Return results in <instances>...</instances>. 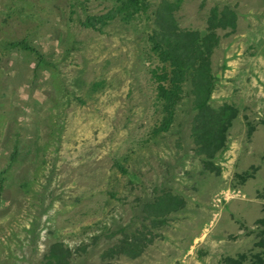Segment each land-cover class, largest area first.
<instances>
[{"label":"rangeland","instance_id":"1","mask_svg":"<svg viewBox=\"0 0 264 264\" xmlns=\"http://www.w3.org/2000/svg\"><path fill=\"white\" fill-rule=\"evenodd\" d=\"M158 11L207 54L213 157ZM263 222L264 0H0V264H253Z\"/></svg>","mask_w":264,"mask_h":264},{"label":"trees","instance_id":"2","mask_svg":"<svg viewBox=\"0 0 264 264\" xmlns=\"http://www.w3.org/2000/svg\"><path fill=\"white\" fill-rule=\"evenodd\" d=\"M122 2L123 7L128 4L138 6V3L143 0H118ZM144 3V2H143ZM159 12V11H158ZM159 21L162 24L158 30L159 39L155 41V49H160V59L162 61H168L171 65V75L166 77V75H158V80L169 79V84L167 86L159 84L157 87L158 94L166 101L165 107L169 109V115L172 116V109L174 105L181 98L182 87L188 78L191 79L193 83V89L190 90V93L194 95L196 102V114L195 119H199L201 116H206L210 114L208 112V106L205 103L207 91L210 88L212 79L208 76V70L198 73V70H201L202 67L205 69L208 68L209 61L207 54L204 55L200 46L195 47L191 40L188 43L183 41V38L189 33H179L175 32L174 28L176 23L173 20H168L163 14L159 12ZM205 40V39H204ZM163 44V45H162ZM163 47H160V46ZM208 49V48H207ZM193 70V71H192ZM217 76V75H216ZM218 77V76H217ZM203 95V97H202ZM203 126L201 129H198L196 135L199 140L196 141L200 143V150L207 154L208 157H213L215 152L223 144L221 139L223 138L222 134H217L220 130L216 127L212 120L200 118L199 119ZM218 130V131H217ZM217 134V135H216ZM177 200L169 198L168 202L176 203ZM167 205V203L165 204ZM264 223V222H263ZM264 234V230H262ZM263 242L260 246L264 249V236L262 238ZM264 254V250L261 251ZM256 257L258 254H255ZM244 254H240L236 259L228 260L229 264H245ZM59 261L55 264H58ZM253 264H264V261L261 257L258 258L257 263L252 262ZM52 264V263H48Z\"/></svg>","mask_w":264,"mask_h":264}]
</instances>
